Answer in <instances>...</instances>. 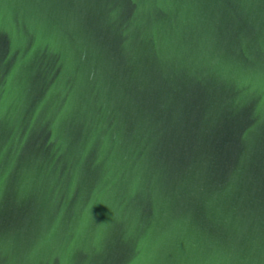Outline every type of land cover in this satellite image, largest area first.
Here are the masks:
<instances>
[{
	"label": "water",
	"instance_id": "water-1",
	"mask_svg": "<svg viewBox=\"0 0 264 264\" xmlns=\"http://www.w3.org/2000/svg\"><path fill=\"white\" fill-rule=\"evenodd\" d=\"M0 264H264V0H0Z\"/></svg>",
	"mask_w": 264,
	"mask_h": 264
}]
</instances>
